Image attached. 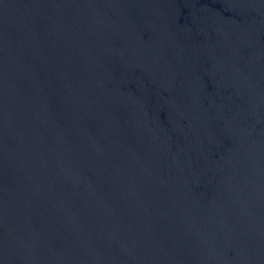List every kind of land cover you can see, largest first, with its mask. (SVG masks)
Returning <instances> with one entry per match:
<instances>
[{
  "label": "water",
  "instance_id": "water-1",
  "mask_svg": "<svg viewBox=\"0 0 264 264\" xmlns=\"http://www.w3.org/2000/svg\"><path fill=\"white\" fill-rule=\"evenodd\" d=\"M0 264H264V0H0Z\"/></svg>",
  "mask_w": 264,
  "mask_h": 264
}]
</instances>
